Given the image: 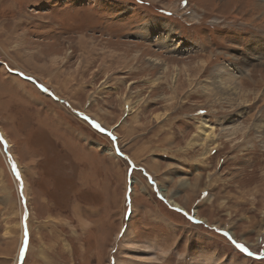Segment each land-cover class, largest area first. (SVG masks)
<instances>
[{
	"label": "rangeland",
	"instance_id": "374dc122",
	"mask_svg": "<svg viewBox=\"0 0 264 264\" xmlns=\"http://www.w3.org/2000/svg\"><path fill=\"white\" fill-rule=\"evenodd\" d=\"M0 65V264H254L215 229L264 251V0H0Z\"/></svg>",
	"mask_w": 264,
	"mask_h": 264
},
{
	"label": "snow or ice",
	"instance_id": "6c2138e0",
	"mask_svg": "<svg viewBox=\"0 0 264 264\" xmlns=\"http://www.w3.org/2000/svg\"><path fill=\"white\" fill-rule=\"evenodd\" d=\"M184 2L186 3V0H184ZM3 65H0V67H2ZM22 75V74H21ZM28 79H32L31 77H28ZM44 91H47V89H43ZM85 120H89L90 118L89 117H83ZM93 123V126L96 127L98 130L100 131H105L98 123L96 122H92ZM109 136H111V133H108ZM113 139H115V137H113ZM0 143H2L4 145V148H5V151L7 152L8 151V146H7V141L2 137L0 136ZM117 154L118 155H122V153L119 152V149L117 148ZM129 168L130 170H134L133 166L131 164H129ZM11 169H12V172L13 174L15 175L17 181L19 182V188H20V196L22 198V200H24V183H23V179L21 177V173H20V170L18 168V165L13 162L11 164ZM149 183L155 185V181L151 178V177H147ZM157 193H159L160 189L157 187ZM128 192H129V197L128 199L131 200V192H132V189L129 188L128 189ZM159 199H161L162 201L164 200V197L163 196H159ZM25 205H26V200H25ZM176 212H179L181 214H183L187 219H189L190 221H194L195 223L197 224H200L202 223V221H195L194 220V217L192 215H189L188 212H184L183 209H175ZM130 213H129V216L128 218L130 219ZM27 219H28V214L27 212L25 213V216H24V240H23V244L20 248V257H21V260H23V258L26 256V253H27V250H28V246H29V231H28V226H27ZM126 231V229H125ZM215 231L217 232H220L224 237H226L228 239V241L234 246L235 249L239 250V252L241 253H244V254H247L248 257H255V261H264V251L260 252L259 255H256L255 253L249 251V249L242 243H238L231 235L230 233L228 232H221L220 229H215ZM255 261H254V264H255Z\"/></svg>",
	"mask_w": 264,
	"mask_h": 264
},
{
	"label": "bare ground",
	"instance_id": "6f19581e",
	"mask_svg": "<svg viewBox=\"0 0 264 264\" xmlns=\"http://www.w3.org/2000/svg\"><path fill=\"white\" fill-rule=\"evenodd\" d=\"M220 69V68H219ZM217 69V70H219ZM221 71L224 70V68L220 69ZM219 70V71H220ZM217 73V72H215ZM232 73H235V72H232ZM231 73V75H232ZM229 76V75H228ZM228 76L227 78L226 77V73L225 71L222 73H217V74H214V78L216 79V86L217 88L215 89L217 94L220 95L221 97H224V98H229V99H237V101H241L242 99H244L247 95L246 93L250 90H245L244 89V85L242 84V81L240 82V84H237V83H234L233 81L232 82H228ZM227 79V80H226ZM230 80L232 78H229ZM214 83V82H213ZM208 91V90H207ZM244 101V100H243ZM237 103V102H236ZM240 103V102H239ZM242 104V103H241ZM256 128L258 129V132H260L261 134L264 133V118H259V121L257 122V124L255 125ZM209 124H205L204 126V130H205V136L208 138L210 136H215L214 134H210L208 131L209 129ZM229 127V126H228ZM235 126H231L229 128H234ZM215 131V130H214ZM208 132V133H207ZM0 134L2 135L3 132L0 131ZM4 135V134H3ZM204 135V134H203ZM214 138V137H213ZM196 139V138H195ZM205 139V138H204ZM203 140V139H202ZM207 140H211V139H207ZM194 141V140H193ZM205 141V140H204ZM209 142V141H208ZM215 142V141H214ZM205 144V143H204ZM163 195L167 196V193H166V189L162 188L161 189ZM169 200L176 206H180V204L178 202L175 201L174 198H169ZM181 207V206H180ZM195 211V210H194ZM196 213V211H195ZM197 214V213H196ZM198 215V214H197ZM144 257V256H143ZM147 257V256H145ZM149 259V258H148Z\"/></svg>",
	"mask_w": 264,
	"mask_h": 264
},
{
	"label": "water",
	"instance_id": "95a60500",
	"mask_svg": "<svg viewBox=\"0 0 264 264\" xmlns=\"http://www.w3.org/2000/svg\"><path fill=\"white\" fill-rule=\"evenodd\" d=\"M105 132H107V131L105 130ZM162 196L164 197V200H165L168 204L172 205L171 202H169V200L165 198V195H162ZM172 206H173L174 208L183 209L184 212H187L186 209H184V208H181V207H178V206H174V205H172ZM189 215H190V214H189ZM192 216L194 217V219L201 220V219H199V218H196L194 215H192Z\"/></svg>",
	"mask_w": 264,
	"mask_h": 264
},
{
	"label": "trees",
	"instance_id": "16d2710c",
	"mask_svg": "<svg viewBox=\"0 0 264 264\" xmlns=\"http://www.w3.org/2000/svg\"><path fill=\"white\" fill-rule=\"evenodd\" d=\"M158 195V194H157ZM158 198H159V195L157 196ZM161 200V199H160ZM162 201V200H161ZM163 203H164V205H166L167 203L163 200L162 201ZM168 205V204H167ZM169 209V208H168ZM173 211H175V210H173ZM176 212V211H175ZM179 215H182V216H184L183 214H181V213H179V212H177Z\"/></svg>",
	"mask_w": 264,
	"mask_h": 264
},
{
	"label": "built area",
	"instance_id": "2783aa9c",
	"mask_svg": "<svg viewBox=\"0 0 264 264\" xmlns=\"http://www.w3.org/2000/svg\"><path fill=\"white\" fill-rule=\"evenodd\" d=\"M45 9H43V11H44Z\"/></svg>",
	"mask_w": 264,
	"mask_h": 264
},
{
	"label": "crops",
	"instance_id": "0c3cea01",
	"mask_svg": "<svg viewBox=\"0 0 264 264\" xmlns=\"http://www.w3.org/2000/svg\"><path fill=\"white\" fill-rule=\"evenodd\" d=\"M47 8V7H46Z\"/></svg>",
	"mask_w": 264,
	"mask_h": 264
}]
</instances>
